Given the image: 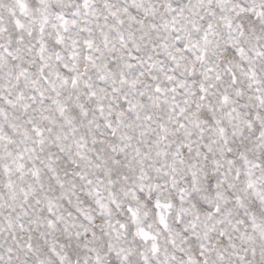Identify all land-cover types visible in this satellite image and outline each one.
I'll list each match as a JSON object with an SVG mask.
<instances>
[{"label": "snow or ice", "instance_id": "obj_1", "mask_svg": "<svg viewBox=\"0 0 264 264\" xmlns=\"http://www.w3.org/2000/svg\"><path fill=\"white\" fill-rule=\"evenodd\" d=\"M0 264H264V0H0Z\"/></svg>", "mask_w": 264, "mask_h": 264}]
</instances>
